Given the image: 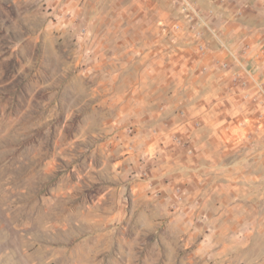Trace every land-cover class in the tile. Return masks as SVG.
Returning <instances> with one entry per match:
<instances>
[{"label":"rangeland","instance_id":"obj_1","mask_svg":"<svg viewBox=\"0 0 264 264\" xmlns=\"http://www.w3.org/2000/svg\"><path fill=\"white\" fill-rule=\"evenodd\" d=\"M179 15L208 17L191 0H0V238L33 264H264V190L138 187L125 84Z\"/></svg>","mask_w":264,"mask_h":264},{"label":"crops","instance_id":"obj_2","mask_svg":"<svg viewBox=\"0 0 264 264\" xmlns=\"http://www.w3.org/2000/svg\"><path fill=\"white\" fill-rule=\"evenodd\" d=\"M191 1L205 25L160 19L166 32L150 33L139 78L125 84L135 98L123 119L136 124L148 175L138 187L152 195L263 192L264 16L240 0Z\"/></svg>","mask_w":264,"mask_h":264},{"label":"clouds","instance_id":"obj_3","mask_svg":"<svg viewBox=\"0 0 264 264\" xmlns=\"http://www.w3.org/2000/svg\"><path fill=\"white\" fill-rule=\"evenodd\" d=\"M53 143L49 145L51 151H55V133H53ZM0 264H33L32 257L27 249H21L11 241L0 238Z\"/></svg>","mask_w":264,"mask_h":264}]
</instances>
